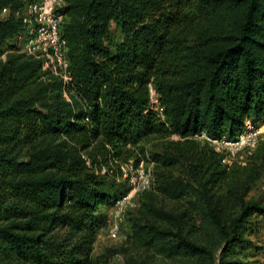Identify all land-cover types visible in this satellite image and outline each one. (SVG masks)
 <instances>
[{"label": "trees", "instance_id": "obj_1", "mask_svg": "<svg viewBox=\"0 0 264 264\" xmlns=\"http://www.w3.org/2000/svg\"><path fill=\"white\" fill-rule=\"evenodd\" d=\"M23 5L0 0V55ZM64 11L68 83L23 53L0 60V264L99 263L96 209L130 190L121 167L137 152L154 166L128 219L139 264H245L250 220L264 217L247 198L264 134L231 165L195 135L264 124V0H66ZM150 136L167 139L161 152L145 151Z\"/></svg>", "mask_w": 264, "mask_h": 264}, {"label": "built area", "instance_id": "obj_2", "mask_svg": "<svg viewBox=\"0 0 264 264\" xmlns=\"http://www.w3.org/2000/svg\"><path fill=\"white\" fill-rule=\"evenodd\" d=\"M22 8L13 15L20 18L22 26L14 38L13 48L21 53L38 59L43 70L62 79L64 83L71 80L69 61L67 58V43L61 33V24L65 18L64 7L66 0H23ZM4 9L2 16L9 15ZM152 88H150L151 91ZM156 99V98H155ZM152 102V100H151ZM156 103V101H154ZM152 104H154L152 102ZM261 127L247 121L243 130L234 137L227 134L218 137H209L201 134L200 140H205L216 151L224 153V161H231L240 151L252 150L256 147L263 134ZM121 167L122 176L126 179L130 190L119 201L121 212L131 202L137 192L146 190L151 185V165H146L141 159L136 165L128 162ZM117 230V224L114 227Z\"/></svg>", "mask_w": 264, "mask_h": 264}, {"label": "rangeland", "instance_id": "obj_3", "mask_svg": "<svg viewBox=\"0 0 264 264\" xmlns=\"http://www.w3.org/2000/svg\"><path fill=\"white\" fill-rule=\"evenodd\" d=\"M114 24H111L113 28ZM13 42L5 46V50L0 55V60H4L8 54L11 53H21L18 49L13 48ZM151 100L154 103L153 105L157 107V100L155 99L156 93L153 89L150 91ZM67 99L68 96L64 95ZM156 101V103L154 102ZM262 133L264 134V124L260 126ZM200 134L195 135V139H200ZM262 134V135H263ZM169 140H178V136L172 134L168 137ZM264 141V136L262 139ZM200 141V140H198ZM167 144V139L157 136H150L149 140L145 141L143 144L145 151L148 153L149 150H163V146ZM252 151H246L245 153L240 154L237 158V164L240 165V170H248L246 156L251 154ZM138 157L144 160L146 164V157L148 159V166L150 165L151 159L148 158L145 153L143 157L139 152L136 153ZM133 159H130L129 162H132ZM224 161V160H223ZM231 165L232 161H225ZM152 163V162H151ZM153 164V163H152ZM153 166V165H152ZM122 167H129L128 165H122ZM154 167V166H153ZM104 171V170H103ZM102 171V172H103ZM260 178L256 180L255 184L252 185L251 190L247 193V198L254 200H261L264 205V164L260 169ZM154 178V175H153ZM120 180H117V182ZM122 185L117 186L124 188ZM126 187V186H125ZM152 190V186L148 188ZM129 192V191H128ZM127 192V193H128ZM137 192L135 197L131 202L127 203V206L123 211L119 209L120 204L118 201L125 196H121L114 204L109 206H99L96 209V215L98 218V230L95 234V242L93 255L99 256L103 255V259L97 264H139L144 255V249L141 245L131 236L129 230V221L128 219L132 216H137V211L139 210L140 201L137 200ZM141 196V195H140ZM117 224V230L114 227ZM250 224L253 225V235L252 240L256 244V247H251L250 249H242L240 252L239 258L245 264H264V217L252 218ZM152 259V258H150ZM151 261V260H150ZM152 262V261H151ZM167 264H176L175 261H167Z\"/></svg>", "mask_w": 264, "mask_h": 264}]
</instances>
